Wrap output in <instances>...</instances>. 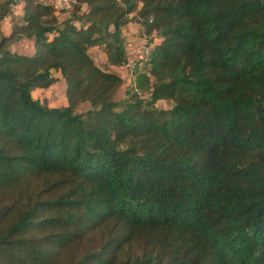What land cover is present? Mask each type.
Wrapping results in <instances>:
<instances>
[{
    "label": "trees",
    "instance_id": "1",
    "mask_svg": "<svg viewBox=\"0 0 264 264\" xmlns=\"http://www.w3.org/2000/svg\"><path fill=\"white\" fill-rule=\"evenodd\" d=\"M77 1L0 0V264H264V0Z\"/></svg>",
    "mask_w": 264,
    "mask_h": 264
},
{
    "label": "crops",
    "instance_id": "2",
    "mask_svg": "<svg viewBox=\"0 0 264 264\" xmlns=\"http://www.w3.org/2000/svg\"><path fill=\"white\" fill-rule=\"evenodd\" d=\"M19 12V11H18ZM64 16V15H63ZM62 16V17H63ZM122 32H123V37H124V40H125V45L127 47V50H128V53L129 55L130 54H133V51L139 46L138 43H143V39L140 37V33L142 32V27L140 26V24L138 23V21L136 20H133V21H130L123 29H122ZM139 36V38H138ZM100 52L98 46H92L88 49V52L90 54V56L92 57V59L95 61V59L93 58V54L96 53V52ZM100 56L102 57L103 59V62L104 64L106 63L105 62V59L104 57L100 54ZM109 70L111 71H114L119 73L123 78L126 76L128 78L127 82L129 81V74H128V71L126 70L125 67H121V68H114V67H110ZM53 73V76L55 77L56 79V82L53 83V85H51L48 90L49 91H52L50 89H54V93L58 92L59 90L62 91L63 93V101L62 103L60 104H55V105H52L51 106H57V105H64L66 104L65 102V82H64V79L60 73V71H55L53 70L52 71ZM126 82V83H127ZM123 86V85H122ZM59 89V90H58ZM46 90V91H48ZM38 91V90H36ZM45 91V92H46ZM39 92V91H38ZM44 92V93H45ZM40 93V92H39ZM43 101H47L45 98ZM49 103V102H48ZM50 105V103H49Z\"/></svg>",
    "mask_w": 264,
    "mask_h": 264
},
{
    "label": "rangeland",
    "instance_id": "3",
    "mask_svg": "<svg viewBox=\"0 0 264 264\" xmlns=\"http://www.w3.org/2000/svg\"><path fill=\"white\" fill-rule=\"evenodd\" d=\"M13 16H14V18H17L18 16H19V12H18V9L16 8V7H14L13 8ZM8 21H10L11 22V20H10V18L9 17H7L6 18V22L5 23H2V25H1V29H2V31L3 32H7L8 31V29H9V26H10V22H8ZM138 38H139V36H138ZM138 45H141V43H138ZM100 52L98 51V52H96V53H94L92 56H93V58L95 59V63L97 64V65H99L100 67H102V68H104V66H105V64H104V62H103V59H102V57L100 56ZM105 69V68H104ZM115 71V70H114ZM127 80H128V78L125 76L124 77V84H123V86L118 90V93H117V95H116V100L118 101V102H121L122 101V99H123V96H124V91H125V85H126V82H127ZM50 90H52V91H46L45 93H39L38 91H33V97L36 99V100H38V101H43L44 100V98L47 100V102H49L50 103V105L52 104V105H55V104H60V103H62V101H63V93H62V91L61 90H59L58 92H56V93H54V89H50ZM169 101H167V100H161V101H159V103H158V105H159V107H163V108H166L168 105H169ZM86 108V105H82L81 106V110H83V109H85Z\"/></svg>",
    "mask_w": 264,
    "mask_h": 264
},
{
    "label": "built area",
    "instance_id": "4",
    "mask_svg": "<svg viewBox=\"0 0 264 264\" xmlns=\"http://www.w3.org/2000/svg\"><path fill=\"white\" fill-rule=\"evenodd\" d=\"M43 4L51 5L55 12L71 11L79 5L77 0H41ZM149 47L146 43H141L128 57L126 70L134 71L141 68L143 58L148 54Z\"/></svg>",
    "mask_w": 264,
    "mask_h": 264
}]
</instances>
